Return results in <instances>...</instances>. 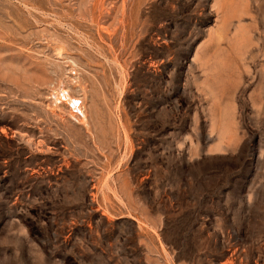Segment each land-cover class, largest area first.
<instances>
[{
    "label": "rangeland",
    "instance_id": "374dc122",
    "mask_svg": "<svg viewBox=\"0 0 264 264\" xmlns=\"http://www.w3.org/2000/svg\"><path fill=\"white\" fill-rule=\"evenodd\" d=\"M0 264H264V0H0Z\"/></svg>",
    "mask_w": 264,
    "mask_h": 264
}]
</instances>
